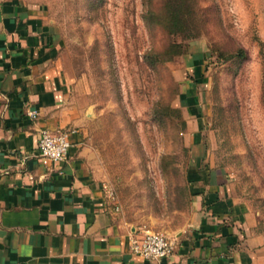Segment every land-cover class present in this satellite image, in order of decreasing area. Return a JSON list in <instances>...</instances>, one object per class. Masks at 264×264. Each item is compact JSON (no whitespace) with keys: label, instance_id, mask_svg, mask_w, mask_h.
<instances>
[{"label":"rangeland","instance_id":"374dc122","mask_svg":"<svg viewBox=\"0 0 264 264\" xmlns=\"http://www.w3.org/2000/svg\"><path fill=\"white\" fill-rule=\"evenodd\" d=\"M28 1L56 26L69 103L120 217L184 227L188 166L204 157L264 264V0H182L183 32L167 27L164 0Z\"/></svg>","mask_w":264,"mask_h":264},{"label":"crops","instance_id":"0c3cea01","mask_svg":"<svg viewBox=\"0 0 264 264\" xmlns=\"http://www.w3.org/2000/svg\"><path fill=\"white\" fill-rule=\"evenodd\" d=\"M69 92L46 7L0 0V264L262 263L250 224L237 237L244 212L230 184L204 157L188 166L190 216L168 234L173 252L159 261L133 254L130 236L141 227L108 199ZM44 129L69 131L66 159L39 156Z\"/></svg>","mask_w":264,"mask_h":264},{"label":"built area","instance_id":"2783aa9c","mask_svg":"<svg viewBox=\"0 0 264 264\" xmlns=\"http://www.w3.org/2000/svg\"><path fill=\"white\" fill-rule=\"evenodd\" d=\"M32 116L36 112L30 113ZM69 131L58 129L41 131L38 141L39 156L45 161H59L67 158L71 140ZM106 188V195L113 203L115 195L111 189ZM115 211L119 208L114 206ZM130 251L147 260L159 261L164 257L169 256L175 247L174 239L163 232L156 231L150 228H140L130 236L129 240Z\"/></svg>","mask_w":264,"mask_h":264},{"label":"trees","instance_id":"16d2710c","mask_svg":"<svg viewBox=\"0 0 264 264\" xmlns=\"http://www.w3.org/2000/svg\"><path fill=\"white\" fill-rule=\"evenodd\" d=\"M181 2L182 0H164L167 11V27L176 32H183L188 26V24H186L185 11L183 10ZM152 10L149 11L150 14H153ZM179 46L180 45L177 43H173L170 46V56L179 53L177 49Z\"/></svg>","mask_w":264,"mask_h":264}]
</instances>
